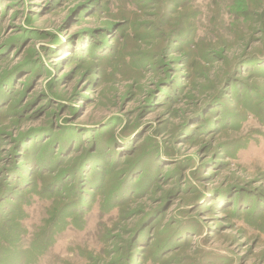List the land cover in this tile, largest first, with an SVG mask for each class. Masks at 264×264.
Segmentation results:
<instances>
[{
  "label": "rangeland",
  "instance_id": "obj_1",
  "mask_svg": "<svg viewBox=\"0 0 264 264\" xmlns=\"http://www.w3.org/2000/svg\"><path fill=\"white\" fill-rule=\"evenodd\" d=\"M9 238L4 264H264V0H0Z\"/></svg>",
  "mask_w": 264,
  "mask_h": 264
},
{
  "label": "trees",
  "instance_id": "obj_2",
  "mask_svg": "<svg viewBox=\"0 0 264 264\" xmlns=\"http://www.w3.org/2000/svg\"><path fill=\"white\" fill-rule=\"evenodd\" d=\"M2 240V241H1ZM0 240V264H4L7 261V257L11 254V251L8 250L5 246H8L9 243L12 244L13 239H1Z\"/></svg>",
  "mask_w": 264,
  "mask_h": 264
}]
</instances>
